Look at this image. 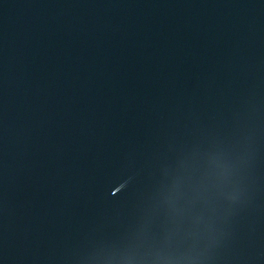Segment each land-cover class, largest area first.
<instances>
[{
  "label": "water",
  "instance_id": "obj_1",
  "mask_svg": "<svg viewBox=\"0 0 264 264\" xmlns=\"http://www.w3.org/2000/svg\"><path fill=\"white\" fill-rule=\"evenodd\" d=\"M0 264H264V0H0Z\"/></svg>",
  "mask_w": 264,
  "mask_h": 264
}]
</instances>
